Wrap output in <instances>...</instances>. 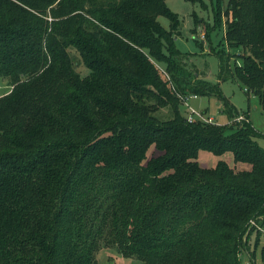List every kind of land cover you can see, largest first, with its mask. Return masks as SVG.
<instances>
[{
	"label": "trees",
	"instance_id": "1",
	"mask_svg": "<svg viewBox=\"0 0 264 264\" xmlns=\"http://www.w3.org/2000/svg\"><path fill=\"white\" fill-rule=\"evenodd\" d=\"M213 1L208 38L224 23L243 51L218 54L219 81L264 105V0ZM179 27L167 0H0V264H99L108 247L143 264H256L260 134L184 63ZM192 95L216 97L229 124L190 123ZM201 150L248 167L204 168Z\"/></svg>",
	"mask_w": 264,
	"mask_h": 264
},
{
	"label": "rangeland",
	"instance_id": "2",
	"mask_svg": "<svg viewBox=\"0 0 264 264\" xmlns=\"http://www.w3.org/2000/svg\"><path fill=\"white\" fill-rule=\"evenodd\" d=\"M213 0H202L198 2H190L188 0H167V6L171 12L177 15L180 21L179 32L175 37L177 49L182 54V59L186 65L195 71L199 78L211 83H220L223 94L230 99L232 104L240 112H247L250 121L255 129L259 132V144L264 147V105L259 98L248 94L245 91L244 85L238 80L219 81L220 58L219 53L225 54H242L241 48H228L225 41L224 23L221 29H213L210 32V38L206 34V25L213 26L215 23V15L213 10ZM159 22L166 29H171V20L166 16L159 17ZM224 22V20H223ZM204 36V39L202 38ZM74 56H76L74 54ZM239 63L241 58L235 57ZM77 61V57L75 58ZM78 65V64H77ZM79 72L87 74L88 70L84 65L77 66ZM8 87L0 80V96L9 92ZM198 112L205 114L206 117H211L213 122L218 125H228L229 118L222 111V103L214 96H199L190 98L187 103ZM188 105L183 103L180 106V111L183 115L188 116ZM157 116L161 119L171 118L172 112L170 108L165 107ZM229 133H231L229 131ZM158 154L155 146H152L148 151V158ZM198 160L204 168H214L220 160L226 161L230 166L237 169H245L247 164L235 163L232 153H226L223 156H216L208 150H201ZM256 232H253L250 237L249 245L252 256L256 264L263 262L264 250V234L260 236L259 242ZM252 255V254H250ZM99 264H143L141 261L134 258L123 256L116 247L101 248L97 254ZM250 257L247 253L243 256L244 263L250 262Z\"/></svg>",
	"mask_w": 264,
	"mask_h": 264
},
{
	"label": "built area",
	"instance_id": "3",
	"mask_svg": "<svg viewBox=\"0 0 264 264\" xmlns=\"http://www.w3.org/2000/svg\"><path fill=\"white\" fill-rule=\"evenodd\" d=\"M202 38L204 39V36H202ZM190 98H197L196 95H192V96H188L184 99V103L186 105H188V100ZM189 108V114H188V121L190 123L196 122V121H203V122H208V123H213V119L211 117H206L205 114L198 112L196 109L192 108L191 106L188 105ZM244 119L243 116H240L237 118V121H242ZM252 225L254 226L255 223L254 221L251 222ZM246 264H249L248 262Z\"/></svg>",
	"mask_w": 264,
	"mask_h": 264
}]
</instances>
